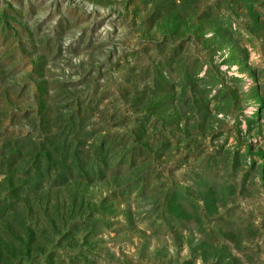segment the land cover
<instances>
[{
	"label": "rangeland",
	"instance_id": "1",
	"mask_svg": "<svg viewBox=\"0 0 264 264\" xmlns=\"http://www.w3.org/2000/svg\"><path fill=\"white\" fill-rule=\"evenodd\" d=\"M0 264H264V0H0Z\"/></svg>",
	"mask_w": 264,
	"mask_h": 264
}]
</instances>
